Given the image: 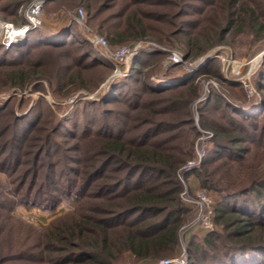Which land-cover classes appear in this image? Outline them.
Listing matches in <instances>:
<instances>
[{"label":"rangeland","instance_id":"obj_1","mask_svg":"<svg viewBox=\"0 0 264 264\" xmlns=\"http://www.w3.org/2000/svg\"><path fill=\"white\" fill-rule=\"evenodd\" d=\"M31 1L18 10L19 22H24V9ZM185 5L189 14L182 17L185 23L182 25L186 28L179 27L184 33L162 41L142 39L121 44L135 47L131 59L148 55L144 65H137L138 69L132 68L130 59L128 65L119 66L117 75L113 62L97 53L112 68L89 66L79 70L77 73L90 89L58 85V67L76 55L68 53L69 59L62 58L61 53L67 51L62 48L33 51L34 60L48 57L51 62L43 60L41 67H47L46 74L40 72L43 76L31 80L24 88L7 86L0 68V264H25L20 254L36 253L41 233L52 224H62L79 215L105 219L108 204L98 203L94 197L99 193L94 185L101 178L88 180L81 171L88 160L91 162L97 157L104 136L127 130V139L134 140L149 125L142 120L146 110L135 108L137 101L156 110L169 108L162 116L166 123L161 128L159 141L168 151L183 153L187 160L195 157L202 136H207L205 149L211 150L214 146L215 131L207 125L210 121L226 126L229 131L243 133L246 140L239 143L242 150L235 158L225 157L210 163L207 177L199 174L205 167L202 162L192 169L189 162L193 159L181 164L176 171L181 184L179 198L188 206V212L177 231L174 250L172 253L166 250L164 256L141 263L135 262L130 253H124L121 264H156L162 259L178 257L184 260L182 264H187L190 243H199L207 231L223 232L215 223L214 207L229 191L244 190L250 197L249 204L258 211V206L253 204L258 198L255 191L247 190L254 181L264 180V53L260 55L264 52V33L256 34L248 26L235 29L225 36L223 43L213 45L200 55L189 56L186 39L197 33L194 23L199 21L197 28L202 27L214 8L203 9L199 0H186ZM78 8L86 14L80 0H47L41 14L42 25L35 29L59 35L73 25L83 35L81 27L72 23ZM110 11L117 13L120 8L115 6ZM5 14L0 10V20H14L13 15H6L4 20ZM87 25L105 37L94 22L87 20ZM156 25L163 27L159 22ZM187 28L191 30L188 34ZM26 37L14 45H22ZM172 52L179 56L177 60H172ZM259 55L261 60L250 76L253 94H249L239 79L247 73L249 61ZM67 73L61 71L62 76ZM191 81L197 82L198 95L190 98L184 94L173 112L169 105L173 103L166 97L143 91L146 86L169 91L170 87ZM113 85L117 86L113 89ZM114 97L118 99L111 101ZM213 97H220L223 105L224 102L229 105L228 110L212 107ZM176 117L182 119L181 126L172 128L167 122H173ZM70 185L73 186L71 193L67 189ZM201 191L211 200V227L204 231L195 223L190 202ZM185 193L187 201L183 199ZM119 227L110 229V233H121Z\"/></svg>","mask_w":264,"mask_h":264},{"label":"trees","instance_id":"obj_2","mask_svg":"<svg viewBox=\"0 0 264 264\" xmlns=\"http://www.w3.org/2000/svg\"><path fill=\"white\" fill-rule=\"evenodd\" d=\"M27 1L2 0L0 10L6 13L4 20H7L6 15H13L14 20L11 22L21 25L23 22L18 20V10ZM80 1L86 9L88 23L94 22L112 47L131 40L162 41L168 36L177 37L184 33L179 28L185 24L182 17L189 14L184 8L186 0ZM199 1L203 3V9L213 7L214 10L208 14L207 22L202 27L197 28L199 21L194 23L193 28L198 31L194 37L186 39L189 56L200 55L213 45L223 43L225 36L235 29L248 26L256 34L264 33V0ZM115 6L120 8L117 13L110 11ZM158 22L163 27L157 26ZM189 28L187 34L191 31ZM26 36L25 42L20 46L12 44L8 48L0 47L1 73L9 87L24 88L31 80L43 76L40 72L46 74L47 67L44 69L41 65L43 60L51 62V58H32L34 50L43 48L67 50L61 53L62 58L70 57L68 53H76L75 57H70V62L61 64L57 69L60 87L76 85L90 89L87 81L77 73L79 70H85L89 66L112 68L99 57L91 43L73 25L59 35L32 29ZM147 56L141 54L133 57L132 68L138 69V64L144 65ZM214 61L215 59L210 62ZM61 71L68 73L62 76ZM196 85L197 82L191 81L170 87L169 91L164 88L157 91L146 86L143 91L166 97V100L173 103L169 104L173 112V107L184 94L190 95V98L198 95ZM116 86L113 85L112 88ZM116 99L118 98L114 97L111 101ZM212 99L215 102L212 107L228 110L229 105L225 102L223 105L220 97ZM137 102L135 108L143 107L146 110L142 120L144 124L149 123L150 127L145 126L134 140L127 139V130L104 136L96 153L97 157L91 162L88 160L81 171V175H85L88 180L101 178L94 185L99 192L94 197L98 203L108 204L105 219L79 215L65 223L52 224L41 233L36 253L20 254L21 261L25 264H121L124 253H130L135 262L141 263L164 256L163 252L166 250L172 253L177 243V231L188 212V206L179 198L181 184L176 171L181 164L194 159V156L187 160L183 153L170 152L159 141L161 128L166 123L162 116L169 108L156 110L143 102ZM176 118L167 124L172 128L181 126L182 119ZM207 125L215 131V144L211 150L205 149L201 161L205 167L199 173L203 177L209 176L210 163L238 156L242 150L239 143L246 140L243 133L229 131L222 124L210 121ZM203 180L205 183V178ZM67 189L71 193L73 186L70 185ZM249 190H254L258 197L253 201L258 206V211L251 207L250 197L246 196L244 190L224 194L214 207L215 223L221 226L223 232L210 230L199 243H190L187 264H264V180L254 181L247 191ZM116 226H120L121 233H110V229ZM17 259L20 260L18 257Z\"/></svg>","mask_w":264,"mask_h":264},{"label":"built area","instance_id":"obj_3","mask_svg":"<svg viewBox=\"0 0 264 264\" xmlns=\"http://www.w3.org/2000/svg\"><path fill=\"white\" fill-rule=\"evenodd\" d=\"M47 0H32L27 7L24 9V22L20 26H15L13 23L8 21L0 20V46L8 47L14 43H17L25 39L27 33L35 28H39L42 25V10ZM87 17L81 8L74 11L72 21L76 23L82 29L84 37L91 43L93 48L99 53L104 59L111 60L117 70V75L120 74L119 66L128 65L135 47L132 48L129 45H120L117 47L110 48L106 39L94 33L91 28L87 25ZM262 52L260 55H262ZM172 60H177L179 56L176 52H172ZM259 55V60L261 56ZM253 62V59L248 63L247 73L240 77L241 83L247 88L249 94H253V89L250 82L251 73L254 70V66L259 62ZM207 136H202L195 150V157L189 162L190 168H198L201 160L205 154ZM187 169V167H186ZM186 193L183 195V199L187 201ZM194 213L196 216L195 223H197L202 231L208 230L211 227V209L209 204L210 198L206 192L201 191L197 193L196 200H190ZM194 223V224H195ZM184 260L181 257L162 259L156 264H182Z\"/></svg>","mask_w":264,"mask_h":264},{"label":"bare ground","instance_id":"obj_4","mask_svg":"<svg viewBox=\"0 0 264 264\" xmlns=\"http://www.w3.org/2000/svg\"><path fill=\"white\" fill-rule=\"evenodd\" d=\"M259 60V56H257L256 58L253 59V62L258 61Z\"/></svg>","mask_w":264,"mask_h":264},{"label":"water","instance_id":"obj_5","mask_svg":"<svg viewBox=\"0 0 264 264\" xmlns=\"http://www.w3.org/2000/svg\"><path fill=\"white\" fill-rule=\"evenodd\" d=\"M66 30V29H65ZM65 30H62L61 32H64Z\"/></svg>","mask_w":264,"mask_h":264}]
</instances>
